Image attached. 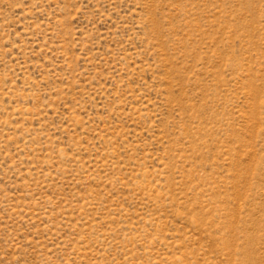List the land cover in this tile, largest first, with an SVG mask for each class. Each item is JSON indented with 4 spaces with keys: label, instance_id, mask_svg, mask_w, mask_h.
<instances>
[{
    "label": "rangeland",
    "instance_id": "rangeland-1",
    "mask_svg": "<svg viewBox=\"0 0 264 264\" xmlns=\"http://www.w3.org/2000/svg\"><path fill=\"white\" fill-rule=\"evenodd\" d=\"M0 264H264V0H0Z\"/></svg>",
    "mask_w": 264,
    "mask_h": 264
}]
</instances>
